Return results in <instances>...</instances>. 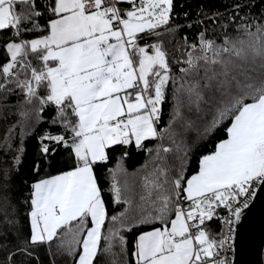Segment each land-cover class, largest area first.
<instances>
[{"label": "snow or ice", "instance_id": "snow-or-ice-1", "mask_svg": "<svg viewBox=\"0 0 264 264\" xmlns=\"http://www.w3.org/2000/svg\"><path fill=\"white\" fill-rule=\"evenodd\" d=\"M225 8L0 0V121L18 117L0 137V264H233L264 188V0ZM32 137L21 238L10 190Z\"/></svg>", "mask_w": 264, "mask_h": 264}, {"label": "trees", "instance_id": "trees-1", "mask_svg": "<svg viewBox=\"0 0 264 264\" xmlns=\"http://www.w3.org/2000/svg\"><path fill=\"white\" fill-rule=\"evenodd\" d=\"M231 0H176V9L175 11L180 15L181 19L183 18L184 12H189L192 16L195 15L197 8L203 5L204 10L208 12H214L219 10L220 12H225V6L229 4ZM184 5L181 8V5ZM17 101L16 96H10L7 101L4 103L9 105H15ZM169 106H164L165 116L163 118V122L166 123L167 121V111ZM4 113L7 114L9 112H15L16 109L12 108H4ZM18 119L16 116H9L8 121H0V137L3 136L6 130V124L11 123L14 120ZM222 135V134H221ZM151 146V145H149ZM27 152L24 158L23 164L18 173H14L13 180H12V188L10 190L11 198L13 204L17 206L18 215L17 219L19 220V227L21 232V238L26 237L29 235L30 229L28 225L27 216L25 215V211L27 209V205L23 203V201L27 198L30 192V184L36 180L38 177L32 172V166L35 162H37V141L35 137L28 139L27 144ZM213 148V144L209 143L207 146V150L211 151ZM129 158L127 160V168L130 172L135 171L141 164L145 162V156L142 153L134 152V148L130 149ZM120 153L119 151L114 153L113 156L116 157ZM5 159H10L9 157H5ZM115 160H113V164ZM53 174H55L56 169L52 170ZM44 171L41 172V175H46ZM97 175L101 177V182L106 183L104 177L106 172L104 169L98 170ZM215 227H219L218 224L214 225ZM264 252V251H263ZM40 258L42 264H50V259L47 253L44 250H41Z\"/></svg>", "mask_w": 264, "mask_h": 264}, {"label": "water", "instance_id": "water-1", "mask_svg": "<svg viewBox=\"0 0 264 264\" xmlns=\"http://www.w3.org/2000/svg\"><path fill=\"white\" fill-rule=\"evenodd\" d=\"M233 264H264V188L256 192L236 225Z\"/></svg>", "mask_w": 264, "mask_h": 264}, {"label": "built area", "instance_id": "built-area-1", "mask_svg": "<svg viewBox=\"0 0 264 264\" xmlns=\"http://www.w3.org/2000/svg\"><path fill=\"white\" fill-rule=\"evenodd\" d=\"M134 152H137L135 149H134ZM232 259H234V254L232 253Z\"/></svg>", "mask_w": 264, "mask_h": 264}]
</instances>
